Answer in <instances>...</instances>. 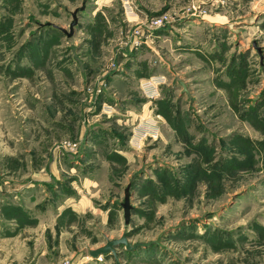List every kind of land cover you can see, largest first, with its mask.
<instances>
[{"label":"rangeland","instance_id":"374dc122","mask_svg":"<svg viewBox=\"0 0 264 264\" xmlns=\"http://www.w3.org/2000/svg\"><path fill=\"white\" fill-rule=\"evenodd\" d=\"M0 264H264V0H0Z\"/></svg>","mask_w":264,"mask_h":264},{"label":"built area","instance_id":"2783aa9c","mask_svg":"<svg viewBox=\"0 0 264 264\" xmlns=\"http://www.w3.org/2000/svg\"><path fill=\"white\" fill-rule=\"evenodd\" d=\"M124 8L127 14L133 13V7L129 1H123ZM162 75L151 76L148 79L141 81L140 88L148 97H155L159 94V87L164 83Z\"/></svg>","mask_w":264,"mask_h":264},{"label":"water","instance_id":"95a60500","mask_svg":"<svg viewBox=\"0 0 264 264\" xmlns=\"http://www.w3.org/2000/svg\"><path fill=\"white\" fill-rule=\"evenodd\" d=\"M125 212H126V218L128 219L130 214V205L128 198L126 199V203H125ZM122 244H125L128 248H132L126 236H122L119 239L109 240L105 246L98 248L96 250H92L91 254L93 256H99V254L101 253H108L110 251L115 253V247L120 246Z\"/></svg>","mask_w":264,"mask_h":264},{"label":"crops","instance_id":"0c3cea01","mask_svg":"<svg viewBox=\"0 0 264 264\" xmlns=\"http://www.w3.org/2000/svg\"><path fill=\"white\" fill-rule=\"evenodd\" d=\"M151 119V120H150ZM154 118L152 117V118H150V117H148V119L146 120L147 122H146V126L149 124L150 125V127L151 126H153L154 125ZM151 121V122H150ZM156 121V120H155ZM148 133V132H147ZM47 174V173H46Z\"/></svg>","mask_w":264,"mask_h":264}]
</instances>
